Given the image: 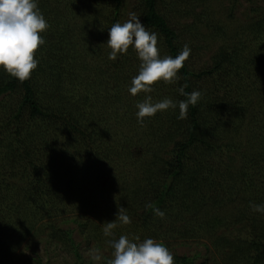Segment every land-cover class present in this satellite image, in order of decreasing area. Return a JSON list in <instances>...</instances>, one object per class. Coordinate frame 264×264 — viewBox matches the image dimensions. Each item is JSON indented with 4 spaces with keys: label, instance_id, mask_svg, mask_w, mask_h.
<instances>
[{
    "label": "trees",
    "instance_id": "trees-1",
    "mask_svg": "<svg viewBox=\"0 0 264 264\" xmlns=\"http://www.w3.org/2000/svg\"><path fill=\"white\" fill-rule=\"evenodd\" d=\"M66 1L38 0L49 27L41 33L45 44L34 54L39 63L30 78L21 82L0 68V198L11 197L20 208L57 212L64 175L77 185L63 202L82 198L78 210L85 211V198L99 200L100 224L79 211L59 221L56 212L47 214V235L68 246L72 264H89L81 260L75 233L98 248L120 235L151 237L168 247L175 264H194L197 253L171 250L172 238L199 239L207 248L201 240L206 237L224 264H264V214L250 207L264 204V5L228 33L226 25L209 20L205 0H137L141 22L158 34L161 56H176L185 44L191 54L195 44L220 37L208 64L191 69L189 54L176 83L157 82L149 93L154 101H179L186 98L178 93L180 86L186 93L199 90L186 117L178 119L179 109L169 108L140 124L135 105L144 94L128 92L139 60L131 47L109 59L106 44L108 28L122 23L125 0H94L100 4L95 14L84 4L67 10ZM76 17L78 25L71 23ZM117 122L127 128L120 144L116 135L109 142ZM117 158L135 171L112 175L108 184L104 172ZM66 160L61 171L57 164ZM120 207L131 223L117 222L114 235L105 237L102 225L114 220ZM228 222L238 224L236 232L223 231Z\"/></svg>",
    "mask_w": 264,
    "mask_h": 264
},
{
    "label": "clouds",
    "instance_id": "clouds-1",
    "mask_svg": "<svg viewBox=\"0 0 264 264\" xmlns=\"http://www.w3.org/2000/svg\"><path fill=\"white\" fill-rule=\"evenodd\" d=\"M128 16L123 23L116 22L108 28L106 44L111 49L109 59L114 60L118 55L126 54L131 47L139 60L137 74L131 78L128 87L132 96L144 94L143 99L135 105L137 122L143 124L146 117H153L157 112L169 108H178L177 118H185L189 105L197 104L200 99L199 90L186 93L185 86H180L177 91L186 98L179 101L167 97L154 101L149 93L157 82L174 84L179 80L178 72L191 51L189 46L185 44L176 56H161L158 34L148 30L135 11L129 12ZM48 27L38 7V0H0V68L21 82L30 78L39 63L34 54L39 46L45 44L41 33ZM250 207L253 211L264 214V204L250 202ZM153 213L160 218L165 215L159 208H153ZM117 222L131 223V218L123 207L118 208L114 220L103 223L102 232L105 237L114 235L112 230ZM107 243L112 254L106 264H175L168 247L151 237L141 240L138 237L129 239L126 235H120L116 239H108ZM90 259L99 262L102 257L96 251L90 255Z\"/></svg>",
    "mask_w": 264,
    "mask_h": 264
},
{
    "label": "rangeland",
    "instance_id": "rangeland-1",
    "mask_svg": "<svg viewBox=\"0 0 264 264\" xmlns=\"http://www.w3.org/2000/svg\"><path fill=\"white\" fill-rule=\"evenodd\" d=\"M66 2H68L67 5L69 6L67 10L69 9L70 11L72 10L70 8L72 4L74 7H76V5L78 7L79 4H84L87 7L91 6L94 10V12H90L91 14H95L100 7V4H97L94 0H78V3L77 0H67ZM124 2L126 3L122 8V23L129 18L128 13L131 11H135L140 17L135 7L137 0H125ZM206 2L207 4L205 5L209 8V20L213 21L214 25H216V22L224 26L226 25L228 33L237 32V27H240V24H244L245 21H250L253 16H256L255 14L259 7L264 5V0H205V3ZM63 3H65V1H63ZM176 3L178 2L176 1ZM188 19L189 18L187 17V20ZM180 20L182 22L184 21L183 19ZM80 21L81 19L76 17L71 23L78 25ZM224 22L225 24H222ZM88 28H90V26ZM72 30L77 32L75 26L72 27ZM88 30L93 31L92 27ZM216 36L217 38L208 37L203 43L199 42V44H195L198 47H196L190 54L189 66L191 69L197 71L203 65L208 64L210 55L213 53L217 43L220 42L218 34H216ZM88 59L90 63H93L90 56ZM80 89L81 86L79 87V90ZM113 127L116 131L115 133L113 131V136L109 142L112 143V140H114V136L116 135L117 138L114 142L120 144L121 139L124 138L125 133H127V128L122 122H117ZM263 139L262 141H264ZM113 161V163L107 167L105 171L106 173L104 172V175H106H103V178L108 180V184L113 182L112 178H110L112 175H117L119 172L127 175L128 173L131 174L130 172L135 171L133 170L135 166L131 165L129 167H124L122 159L117 158ZM66 163L67 160L64 161V163L57 164V168L63 171V169L66 168ZM54 164H56V162ZM102 167H104V165ZM12 181H15L16 184H18V187H21L22 183L20 181L16 179ZM73 183L74 184H72L69 176L64 175L61 181L58 182L59 190L57 195L59 196L58 200L61 203L57 205L59 206L57 212L49 211L48 209L43 211H33L28 207L26 208V206L20 208L21 205H16L17 201L14 202L11 197L2 196L0 198V264H72L74 262V255L68 249V246H66L60 239L48 237L47 232L51 220L47 214H49V212L51 214L52 212H56L57 214L54 217V221H59L62 217L69 216L70 218L77 216V212L79 211L82 213L81 217L85 220L94 221L100 224L101 221L97 216L100 214L103 215L104 211L100 210L101 207H98L100 202L99 200H95L96 198L92 203L85 198L89 203V207L86 208L85 211L78 210L82 198H77L75 200L70 198L63 202V198L67 196L70 197V191H68L70 187H76L77 183L74 181ZM19 192L20 190L17 189L15 194L17 195ZM239 197L240 196H237L235 200L232 201L234 206L238 205V202L240 201ZM54 208V206H51V209ZM233 215L236 216L238 213L235 211ZM237 225L238 224L234 222H228L223 228V231H226L227 234L228 230L234 233L237 231ZM81 238V235L75 233V241L79 240L81 242L78 248L81 253L82 262L89 264H102L103 259L106 256L111 258L112 250H108L109 246L106 242H103L101 245L102 247L98 248L92 239L83 243ZM201 240L206 242L207 248L200 243L199 239L181 240L172 238L170 245L173 247L170 249L190 255L197 253V256L194 259V264H224L222 258L217 255L216 249L211 245L210 240L206 237ZM183 241L186 243L182 244ZM96 251H98L102 257L99 262H94L90 259V255Z\"/></svg>",
    "mask_w": 264,
    "mask_h": 264
}]
</instances>
